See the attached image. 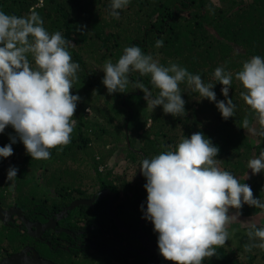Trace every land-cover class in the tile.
<instances>
[{"label": "trees", "instance_id": "16d2710c", "mask_svg": "<svg viewBox=\"0 0 264 264\" xmlns=\"http://www.w3.org/2000/svg\"><path fill=\"white\" fill-rule=\"evenodd\" d=\"M110 4L111 0H0V11L17 17L36 13L50 34L60 31L73 45L68 48L72 61L80 65L79 79L71 90L81 98L73 117L77 123L71 143L63 151L53 149L50 159L35 160L25 149L19 157L16 155L18 144L23 143L18 137L14 144L10 140L16 136L15 130L8 126L0 133V147L11 144L13 148V155L7 158L19 169L17 179L30 182L28 176L33 175L34 168L47 171L48 167L49 173L40 178L46 183L53 180V201L58 207L74 198H88L96 191L108 189L123 193V199L117 204L119 214L123 215L134 202L139 207H136L139 218L147 191L146 178L136 175L137 166L143 159L169 150V146L174 150L183 138L202 132L219 149L217 166L248 184L254 197L264 203V172L253 175L248 168L249 160L264 151V136L255 134L260 125L240 95L246 90L235 78L245 61L257 55L264 57V0H130L120 10L118 20L110 15ZM157 40H163L162 47H156ZM130 46L141 48L163 66L177 64L200 75L205 84H215L217 101L226 102V98L222 94L223 86L214 79V70L223 67L225 72L232 73L228 98L236 106L234 116L223 119L215 102L201 97L186 83L180 85L186 114L177 117L165 114L162 106L149 110L144 93L132 83L126 93L108 94L102 83L104 63L109 59L116 63ZM28 59L35 66L31 54ZM129 79L142 82L153 97L158 94L150 76L132 72ZM86 109L96 119L88 118ZM245 117L250 128H243ZM130 132L134 133L132 138ZM136 143L139 147H135ZM114 152L122 154L129 163L138 158L132 173L136 179L133 186L123 180L130 168L128 164L121 176L111 169L104 171L106 161ZM4 160L0 157V165ZM79 181L80 185L73 187ZM87 210L85 206H77L73 214L82 219ZM260 210L244 204L239 216L251 218ZM87 213L90 220L86 221L92 223L96 212ZM104 213L102 216L107 218ZM99 219L104 222L101 214ZM251 226L236 232L235 236L231 234L237 238L236 244L217 247L216 256L205 259L203 264H264V250L255 247L245 250L246 244L255 243L247 236ZM143 229L158 245L159 234L146 217Z\"/></svg>", "mask_w": 264, "mask_h": 264}, {"label": "clouds", "instance_id": "9594fccd", "mask_svg": "<svg viewBox=\"0 0 264 264\" xmlns=\"http://www.w3.org/2000/svg\"><path fill=\"white\" fill-rule=\"evenodd\" d=\"M129 3L130 0H111L110 15L118 20L120 10ZM43 23L36 13L17 17L0 11V133L11 126L16 132L10 137L11 143H16L18 137L35 160H48L51 150L63 151L71 143L77 123L73 117L81 99L71 92L80 69L68 51L73 45L60 31L50 34ZM162 46L163 40H157L156 47ZM29 54L35 66L29 61ZM103 72L102 83L108 94L126 93L132 83L144 93L151 111L162 106L165 114L185 115L180 85L186 83L201 97L215 102L223 119L235 114L236 106L228 98L233 76L223 67H217L213 75L223 86L226 102L217 101L215 84H205L200 75L177 64L163 66L137 46L125 48L116 63L105 61ZM132 72L150 76L158 94L153 97L142 82L130 81ZM235 78L246 90L240 95L260 125L255 134L264 136V57L257 55L245 61ZM242 125L250 128L247 117ZM218 152V147L202 132H195L190 138H183L174 150L169 146V150L141 162L138 177L146 178L147 191L141 208L145 210L141 212L142 225L145 217L152 222L159 234L158 245L153 240L152 243L172 264H203L229 240V226L244 204L264 209V203L254 197L248 184L217 166ZM11 155V144L0 147V157ZM248 168L253 175L264 172V151L249 160ZM17 172V168L10 167L7 180L15 181ZM232 209L237 210L235 214H230ZM247 236L255 243L246 244V251L254 247L264 250V227L253 224Z\"/></svg>", "mask_w": 264, "mask_h": 264}, {"label": "flooded vegetation", "instance_id": "af4514ba", "mask_svg": "<svg viewBox=\"0 0 264 264\" xmlns=\"http://www.w3.org/2000/svg\"><path fill=\"white\" fill-rule=\"evenodd\" d=\"M3 167L1 164L0 170ZM135 180L130 181L131 186ZM6 190L2 189L0 193V231L15 232L16 237L7 240V236L0 235V264H65L53 257L54 253L66 254L70 261L86 256L102 260L108 256L113 259L111 263L116 261V264L155 263V256L146 248L147 240L152 242V239L143 229V216L136 219L138 206L133 202L130 209L125 210L124 217L119 214L117 204L123 199V193L109 190L108 194L100 196L101 191H96L88 198H74L65 206L58 207L53 195H48L44 199L45 204L40 205L34 203V195L25 194L28 197L25 201L18 194H8ZM108 195H112L110 200ZM77 200L90 201L79 206L88 208L89 213L96 212L92 223L86 221L87 211L82 219L79 218L82 216H74L77 206L72 207L71 204ZM98 201L104 202V206L99 207L102 203ZM104 212L108 213L109 221L100 222L99 215ZM143 250L148 251V257L138 254ZM157 262L163 264L164 261L158 259Z\"/></svg>", "mask_w": 264, "mask_h": 264}, {"label": "rangeland", "instance_id": "374dc122", "mask_svg": "<svg viewBox=\"0 0 264 264\" xmlns=\"http://www.w3.org/2000/svg\"><path fill=\"white\" fill-rule=\"evenodd\" d=\"M98 103L100 105V102H98ZM86 114H87V116H89L88 118L96 119L95 116L88 109H86ZM145 114L147 115L148 113H145ZM147 122H148V120H147ZM130 136L132 138L134 136V133L130 132ZM135 147H139V143H136ZM18 149L19 150L16 152V155H18L19 157L23 156L25 153L24 152L25 151L24 146L21 144H18ZM115 159L117 161H115ZM9 160L10 159L5 158V160L3 162L4 167L1 169V170H3V169L4 170L3 171L0 170V193H2V189H7L6 191L8 194L12 193L16 196L19 195V198L21 200H25V201L28 200L27 196L34 195L33 196L34 203H37L40 205L42 203L45 204L44 199H47L48 195H53V180L50 183H46L44 179L40 178V176L42 174L47 175L49 173L47 171L51 170V168L46 167L47 171H45L42 168H34V171L32 172L34 177H33V175L31 177L28 176V178H31L30 182H27V183L24 181L21 182V180H18L17 178L15 181L10 182L7 180V172H8L10 167H14V164L9 163ZM106 162H107L106 163L107 167H104V169H105L104 171L111 169L119 176L122 175V173L125 170L124 167L125 166L127 167V164H128L130 166V168L127 169L126 174L123 176V180L126 183H130V181L133 179V174H132V173H134L133 168H136V165L138 164V158H136L134 162L129 163V161H127L123 157L122 154L119 155L118 152H114L112 157L109 158V160ZM140 164H141V162H140ZM140 164H139V166H140ZM138 168L139 167L137 166V169ZM101 169H103V167H101ZM18 171H19V169H18ZM141 176H142V174H141ZM69 183L72 186V182H69ZM78 185H80V181L78 183L74 184L73 187H77ZM92 190H90V191H92ZM121 194H122V192H121ZM21 196H23V197H21ZM101 206L102 207L104 206V202L101 204ZM144 207H146V205ZM144 212H145V210L142 211V213H144ZM123 213H124L123 214V217H124V215L127 212L124 211ZM235 213H236L235 209L230 210V214H235ZM104 215H105V213H104ZM101 218H102V220H107L106 215L102 216V214H101ZM136 219H137V217H136ZM86 220L87 221L90 220L89 217H86ZM253 224H255L256 226H259V227H262V226L264 227V209H261L258 212V214H256L255 216H252L251 218H244L241 216H236V218L233 220V222L229 226V232L235 236L236 232H238V231H240V230H242L248 226H251ZM231 226H233V228ZM230 230H232V231H230ZM0 235L5 236V237L7 236V240H10V239L16 237L15 232H10V231L5 230V229L0 231ZM236 242H237V238H232L230 235V238L228 241H226V244H228L229 246L232 247L233 245L236 244ZM0 244H1V242H0ZM240 253H241V251H240ZM54 256L57 257V259H59L61 262H64L65 264H111V262L113 260L108 256H105L104 258H102V260L97 259L94 256H86V257H79V258H76L74 260L71 259V261H70L68 255H66V254L54 253L53 257Z\"/></svg>", "mask_w": 264, "mask_h": 264}, {"label": "water", "instance_id": "95a60500", "mask_svg": "<svg viewBox=\"0 0 264 264\" xmlns=\"http://www.w3.org/2000/svg\"><path fill=\"white\" fill-rule=\"evenodd\" d=\"M141 162H142V161H141ZM140 167H141V164H140V166H139V168H138V174H139V175H140V173H141ZM108 193H109V190H104V191L100 192V196H102V195H104V194H108ZM106 196H107V195H106ZM110 196H111V195H108L109 200H110ZM82 202H84V203L86 204V203H88V202H90V201H84V200L81 201V200H77L76 202H73V204H71V206H72V207H73L74 205H75V206H79V204L82 203ZM143 218H144V214H143ZM117 222H118V225L121 227L119 219H118ZM121 229H122V228H121ZM144 240H145V242H146V239H144ZM146 248L149 249V250L151 251V253L155 256V258H154L155 263H154V264H162V263H158V262H157L158 259H162V260L164 261L163 264H165V262H168L169 264H172L171 261L165 260V259L163 258V256H162V255L160 254V252H159V248H158L157 246H155L150 240H149V241L147 240ZM138 254L143 255V256H145V257H148V255H149V253H148L147 250H143V251H141V252L138 253Z\"/></svg>", "mask_w": 264, "mask_h": 264}]
</instances>
